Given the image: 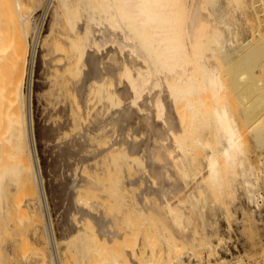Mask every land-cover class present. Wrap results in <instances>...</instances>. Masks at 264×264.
Masks as SVG:
<instances>
[{"label":"bare ground","instance_id":"bare-ground-1","mask_svg":"<svg viewBox=\"0 0 264 264\" xmlns=\"http://www.w3.org/2000/svg\"><path fill=\"white\" fill-rule=\"evenodd\" d=\"M227 2L233 5L239 3L238 0ZM47 3L51 4L47 28L56 34L51 40L61 41L65 50H68L67 55L64 53V59H68L69 63L65 62L64 66L68 65L65 69L69 70L73 79L68 76L62 84H68V89L78 93L85 110H90L95 101L101 103L102 110L115 108L111 117L107 118H103L104 112L100 111L90 126L83 128L79 136L71 140L59 141V129L50 126L51 135L48 133L50 137L46 139L49 140L47 143L51 142L48 144L51 165L56 163L59 166L57 172L64 168H75L78 171L75 187L79 193L92 184L82 174L87 165L109 158L112 163L108 167L112 170L106 172H114V175L118 173L115 175L118 178L120 167L138 162L142 175L133 179L129 188L141 189V196L146 203L144 211L159 209L164 219H179L178 223L183 227L175 234L176 239L191 241L193 246L201 245V237H194L197 231H202V235L207 237L216 233L217 224L209 221L206 208L218 207L229 219L230 205L238 198L240 190L257 209L264 204L260 182L264 169H258L252 160L244 137L245 126L259 120L255 118L251 123L249 118L254 119L258 113L256 111L260 109L262 112L264 109V92L259 91L258 81L254 80L251 72L256 59H260L256 58L255 52L254 59L250 50L253 47L248 40L240 42L235 38L232 20L227 16L229 11L224 13L226 9H220V0H48ZM27 13L21 12L17 17L16 22L21 27L16 25L22 28L17 29L22 34L18 37L17 32L18 36L13 37V40L17 38L20 41L21 50L17 52H21L18 54L13 52L15 48L12 49V58H8L7 62V79L3 77L4 83L7 81L4 87L7 91L3 88L2 91L7 93L9 108L3 106L0 99V113L4 107L8 108L2 112L8 111L6 116L9 118L5 121L6 116L0 115V218L6 203V198L3 203L4 185L8 179L20 174L22 178L18 179L20 182L23 180L20 187L25 186L30 199L38 200L42 211L45 209L47 212V217L42 213L45 218L41 225L49 243L56 249L54 259L60 264V243L66 241L71 246L79 232H82V227L80 224L77 227L73 225L76 228L74 231L68 228L70 213L67 208L74 197L72 180L67 179L69 176L66 177V174L62 175L64 181H53L50 179L52 173L48 170L43 175L39 164L32 108L22 89L27 66V54L22 52L24 38L29 32L34 37L37 31V17L34 18L32 12L29 15ZM13 28L16 30L15 25ZM49 40L46 44H49ZM241 48L244 50L234 56V52ZM45 49L40 51L41 65L45 62V52H48ZM234 99L239 100L242 110L245 108L242 111L244 126L235 110ZM62 113H65V109ZM108 124L116 126L118 130L119 137L115 141L103 145L91 138L98 128ZM246 130L254 135L257 140L254 141L258 142L261 151L264 146V126H251ZM40 136L44 139L43 133ZM2 140L5 143L12 140L11 146L14 142L13 152L16 151L17 156L14 158L11 149L13 161H9L10 165L1 157L2 150L9 152L5 144L2 148ZM118 154L126 155V159L116 161ZM261 165H264V160H261ZM9 166H13L14 170L16 167L15 172L7 171ZM7 172L13 176L7 177ZM107 174L99 176L102 177L100 180H105ZM98 178L94 181L101 184ZM106 184L109 187V183ZM111 186L110 191L115 190L116 187ZM117 192L112 191L113 195L120 193ZM122 195L120 199H123ZM106 200L109 204V198ZM111 200L114 201L113 198ZM116 202L112 204L116 205ZM207 202L211 206L205 208ZM101 205L102 202L94 204L88 212L101 211ZM106 206L110 208L111 204L110 207ZM4 212L6 215L7 211ZM188 217L198 220L197 231L189 224ZM2 230L1 234L7 231L6 227ZM109 238L115 247H120V243L126 239L119 230H111ZM119 259L116 260L117 264H122ZM180 264L188 262L183 260Z\"/></svg>","mask_w":264,"mask_h":264},{"label":"rangeland","instance_id":"rangeland-1","mask_svg":"<svg viewBox=\"0 0 264 264\" xmlns=\"http://www.w3.org/2000/svg\"><path fill=\"white\" fill-rule=\"evenodd\" d=\"M36 1L0 0V43L3 42V44H0V82L4 83L3 80L7 79L6 77L8 74L6 72L9 71L8 61L9 59L11 60L13 52L18 54L21 52H17V50H21L20 41L17 38L13 40L14 35L18 36L19 33L18 37H20L22 34V31L18 30L21 25L20 23L16 22L17 17L21 12H28L27 15L32 12V16L34 15V18L37 17L35 21V28L37 31L35 32L34 37H32L31 32L27 34L28 36L26 35V40H29L28 46H26L27 42L24 38V49L22 48V52L24 51L25 55L27 54V61L25 62V66L27 65L25 70L27 72L25 71V76L23 77L24 85L22 89L24 94L28 97L27 100L29 107L32 108L36 152L43 175H46V172L49 170V173H52V176L50 175V179H54L53 181L58 179L63 180L66 174V177L69 176L67 179L72 180L71 185L74 197L71 199L69 204L70 206L68 205L67 208L69 209L70 213L68 215L70 217H68L70 222L68 224V228H71L72 230H70L74 231L76 229L75 227H77L76 225L79 226L80 224L82 227V232H79L78 236H76L74 239L75 242H72L71 246L67 245L66 241L64 243H60V264H117L116 260L118 257L121 259L119 260L122 264H180L183 260L188 262V264H264V204L260 205L257 209L254 204L247 201L241 190L239 191L240 194L238 193L240 196L238 195V198H236L234 203L230 205V210L231 212L235 213V215L230 212L231 215L230 213V216L228 215V217H230L229 219H227V214L223 212L222 209L211 206L209 202L204 205V207H213L212 209L211 207H205L208 211L206 212L205 210V212L207 216L209 215V221H212L214 225L217 224L215 225L216 233L213 234L214 236L212 235L207 237L202 235V231H197L198 220L191 217L187 218L188 222H190L189 224L196 228L197 233L194 237H201L199 240L201 245L193 246L191 245V241H181L180 239L179 241L176 239L175 234L180 232L183 227V225L178 223L179 219L174 217L170 220H166L163 218V215L159 209L155 210L153 208L149 212H145L144 208L146 203L144 198L141 196V189L138 187L129 188V183L137 176L142 175L140 163L134 162L133 164H130L126 167L122 166L123 169L120 167L119 171L121 173L118 175V178H115V175L117 176L118 173H115L114 175L113 171V174L111 172H106V170H112L108 167L109 165L111 166L112 163H110L109 158H107V160L99 159L98 161L94 162L93 165H87L84 169V172L82 171V174L88 181L91 180L92 184L86 188V190H82L80 193L79 189L75 187V182L78 176V171L75 168L72 170H65L66 168H64V170L62 169L58 172L56 171L59 166H57L56 163L51 165V155L49 154L48 147V144L51 142L47 143L49 140L46 139L50 137V128L55 126L57 129H59V141L71 140L75 136H79V132L82 131L83 128L90 126L100 111L104 112L103 118H107V116L111 117V114L115 108L110 107L109 109L102 110L101 103L95 101L92 102L90 110H85L86 107L84 103L81 102L78 93H76L73 89H68V84H62L63 79H66L68 76L71 78L70 72H68L69 70H66L68 67L67 63V66H64L65 62L68 61L69 63L68 59H64L66 57L65 55H67L66 53H68V50H65L66 48H64L65 46L62 45L61 41L54 40V42H52L51 40V38L53 39V36L56 35L54 32H50L49 28H47V21L50 19L51 4L47 3L48 0H38V5ZM238 2V5H233V3L229 4L227 0H220V9H226L224 13L229 11L228 15H226L230 21L232 20V30H234V34L236 33L235 38L240 42L248 40L251 47L255 49V51H253V48L250 46L247 47V51L251 48L250 50L252 51L253 55L255 52L256 58L260 59H256L255 55L253 56L254 59H256L259 63L255 60L257 63L254 62L251 72H253L254 80H256V82L258 81L257 83L259 86V91L263 90L264 92V0H238ZM35 4L36 7H34L33 10V6H35ZM234 6H237L238 8H235ZM234 9L236 10L233 11ZM233 14H235V16ZM12 18L13 20H11ZM7 20L10 21L8 22ZM10 22H12V24H10ZM16 23L17 25H20L19 28V25L17 26ZM14 25L15 29L18 31L13 30ZM8 26H11L10 28L13 30V32ZM7 27L10 29V31ZM9 32L14 34L12 35L11 33L10 35ZM8 35H10L11 39ZM6 37H8V39ZM48 40L50 42L49 44H46ZM46 45H49V47ZM46 47L49 49L51 47V49H45ZM13 48L15 49L11 54ZM27 48L28 51L26 50ZM43 49L48 52H45L43 56V59L46 63L44 62V64L41 65L40 51ZM243 50L244 48H241L234 52L233 55L238 56ZM41 75L42 77H40ZM41 82L42 84H40ZM3 83L0 84L3 85L0 86V99L2 100L3 106L7 105L6 107L9 108L10 104L6 102L8 98L6 95L7 90L4 88L6 87L5 84L7 81H5L4 84ZM2 88L6 91H2ZM4 94L7 97H2ZM262 94L264 97V93ZM252 96L253 94H251L250 97ZM234 100V104H236L235 110L240 117L242 125L244 126V115H242V111L245 108L242 110L239 100ZM1 107L2 105L0 106V109H2ZM6 107H4V110H8ZM63 109H65L64 114L62 113ZM259 110L256 111V113L258 112L256 115L257 117L254 116V119L252 120V117L249 118L251 123L253 120H255V118H259V120H255L256 122L253 121L252 125L250 126L246 125L247 127H256L261 124L264 126V109L262 112L260 110L261 113H259ZM2 111L1 113L4 114L3 117H5L8 111L7 113H3ZM10 112L11 111L9 109V113ZM1 113L0 115L2 117ZM7 118L8 117L6 116V119H3L6 121ZM40 119L42 120V123ZM43 121L45 123H43ZM246 126L244 137L248 143L250 156L257 164L258 169H264V165H261V160H264V146L261 151L258 149V142H256V138L253 134L246 130ZM45 129V133L47 134L43 132ZM41 133H43L44 139L41 138ZM118 137L119 135L116 126L111 124H108L107 126L102 125L91 135L92 139L99 141L103 145L112 143ZM254 139L256 141H254ZM11 141L12 140H8L7 143H5L2 140V148L5 144L4 147H6V149L9 151L6 152L7 150H4L6 152L4 153V151L1 149V157L4 159L5 163L8 162L7 165H10L9 161L13 159L11 157H13L14 154V158L17 156V152H13V150H15V148H13L14 142H12L11 146ZM10 150L13 152V156ZM7 153L10 154V157L7 156ZM125 159L126 155L118 154L116 161L122 162ZM9 168H7V171L9 172L14 170L13 166H9ZM15 170L13 172H15ZM16 172L19 173V171ZM8 174L7 177L9 178L10 176H13V174ZM106 174L108 175L107 178L109 179H112L114 176V180L110 179L109 181L108 179L107 182L106 177L105 180H100L102 177L99 176L104 177ZM12 178L11 180L8 179L9 181H7L6 184L7 187L4 185L5 190L3 196H6L3 197V203L6 201V203H4V211L8 212H6V215H8L9 218L5 215V212L2 211V218H0V222H2L0 224V246L3 248L2 250L0 249V264H57L58 261L56 262L54 259L56 249L51 245V243H49L46 237L47 235L45 234V231H43L41 225L44 224V216L47 217L46 210L43 209L42 211L40 202L38 200L36 201L35 198L33 200L30 199L25 186L20 187V185L23 184V180L21 179L22 181L20 182L18 179L22 178L20 174L18 176L16 174V176L13 178L15 184L13 183ZM96 178H98V180H100L102 183L100 184L94 181ZM105 181L106 183H109V187L111 186V183L113 184L111 187H118L117 189H114L118 190V192L121 194H115L116 196L113 195L117 191L112 190L114 192L112 193V191H110L111 188L109 189ZM260 182L263 189L262 191L264 193V175L262 176ZM123 188H125V190H123ZM105 195L108 197H104ZM121 195L123 196V199H120ZM117 196H119V198ZM4 198H6L5 201ZM108 198L111 207L109 206L108 202H106L108 201L106 200ZM112 198L114 201L111 200ZM110 200L112 203L117 201V204L114 205L115 203H110ZM99 202H102L100 209L101 211H94L93 213L88 212V210L94 204ZM106 204L110 208L107 206L105 207ZM113 205L115 207H113ZM10 212L12 214H9ZM42 213L46 215L43 216ZM3 221H5V223ZM3 227H6L8 232L6 231L5 233L4 231V233L1 234V232L5 230H2ZM111 230H119L123 234V238L127 239H124L120 243V247L116 245L118 248L112 246V244L109 242V234ZM127 232L128 235L126 234ZM2 237H4V240ZM146 257L148 258L146 261H144L143 259Z\"/></svg>","mask_w":264,"mask_h":264}]
</instances>
